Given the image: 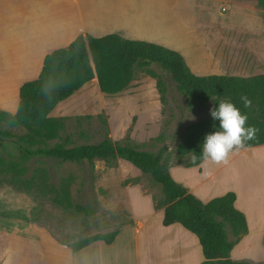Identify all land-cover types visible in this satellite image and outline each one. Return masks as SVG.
Returning a JSON list of instances; mask_svg holds the SVG:
<instances>
[{"label": "rangeland", "instance_id": "1", "mask_svg": "<svg viewBox=\"0 0 264 264\" xmlns=\"http://www.w3.org/2000/svg\"><path fill=\"white\" fill-rule=\"evenodd\" d=\"M54 1L64 5L66 41L83 29L78 8L92 28L116 26L101 34L116 32L127 37L131 34L129 32H138L151 34L168 43L174 40L163 19H151L150 14L143 10L131 16L127 5L120 0H98L92 8L85 7L94 5V0ZM175 1L178 5L174 10L181 16L212 18L210 27L216 32L219 41L217 48L219 52L233 56V69H237L235 58L241 53L264 52V24L261 23L264 21V8L258 5V0H214L213 3H205L206 0ZM257 16L262 20L256 21ZM188 27L198 29V33L203 34L199 32L201 25ZM188 32L191 36L192 30L188 29ZM208 35L209 31L204 30L203 40L208 41ZM167 83L169 95L166 102L161 99L156 78L140 70L130 86L116 94L102 92L98 82L83 85L54 109V117L65 118V129L61 132V139L49 144L63 143L66 135L71 136L72 144L109 139L149 151H157L166 144L170 152L171 173L174 167H189L187 164L192 161V155L179 157L177 147L185 139L188 125L210 117V103L188 101L176 91L175 83L170 78ZM0 129L17 135L26 133L22 125L4 121L0 122ZM261 145L233 149L227 163L204 160L198 166L200 173L193 176L194 183H190L193 187L182 184L190 192L200 194L194 193L204 200L208 196L206 185L215 182L223 172L226 173L230 165L222 188L232 184L240 194L247 193L252 199L259 198L264 192V145ZM0 165L6 170L0 175V264H43L56 257L57 248L46 242L47 237L41 234L42 229L71 248L73 244L98 232L121 231L133 225L134 218L128 205L131 185H138L144 194L150 195L154 206L165 199L162 186L150 174L119 157L110 160L95 158L94 177H89L79 162L26 157L14 142L5 141L0 146ZM65 185H68L74 206H67V199L63 195L62 202L55 200L54 187L62 190ZM247 200L242 195V202ZM139 205L137 203V208L144 214L145 208ZM155 209L157 220L160 208ZM225 229L229 238L234 239L227 224ZM130 230H123L120 241L130 237ZM174 231L166 233L182 236L181 232H177L181 230ZM241 240L235 246L234 258L248 264H264V227L255 230L248 241L240 243ZM167 241H171L169 247L173 253L183 249L168 236ZM120 248L117 249L121 251ZM124 249L127 251V246ZM121 257L126 259L123 255ZM86 258L85 264L103 262H92Z\"/></svg>", "mask_w": 264, "mask_h": 264}, {"label": "trees", "instance_id": "2", "mask_svg": "<svg viewBox=\"0 0 264 264\" xmlns=\"http://www.w3.org/2000/svg\"><path fill=\"white\" fill-rule=\"evenodd\" d=\"M258 5L264 8V0H258ZM139 70L156 78L163 102L169 95L168 78L175 83L176 91L188 101L209 102L210 109L217 108L221 100L233 102L242 114L247 115V125L258 129L255 139L245 141L244 147L264 144V74L197 75L179 51L113 32L102 36L81 33L68 46L45 56L40 75L21 85L17 111L0 110V122L22 125L26 133L17 135L0 129V146L5 141H12L26 157L79 162L89 177H94L95 158L125 159L150 174L162 186L165 199L157 202L155 207L164 208L163 224L180 223L198 237L205 257L202 264H248L231 256L235 245L249 231L246 214L235 205L236 192L229 190L207 201L190 192L173 177L166 144L157 151L109 139L72 144L70 135L63 138V143L49 144L61 139V132L65 129V118L50 115L55 107L83 85L93 82H98L104 93H119L130 86ZM242 95L252 101L251 108L243 106ZM219 124V120L210 115L206 120L188 125L187 135L177 147L179 157L192 155V161L187 166L199 165L204 160L201 152L204 138L211 132L219 131ZM5 172L0 165V175ZM54 192L57 202L63 201V195L67 199L66 205L74 206L68 185L62 190L54 187ZM226 224L231 228L234 239L229 238ZM117 234L118 230L98 232L71 248L76 252L97 240L112 243Z\"/></svg>", "mask_w": 264, "mask_h": 264}, {"label": "crops", "instance_id": "3", "mask_svg": "<svg viewBox=\"0 0 264 264\" xmlns=\"http://www.w3.org/2000/svg\"><path fill=\"white\" fill-rule=\"evenodd\" d=\"M109 1L115 2V0ZM120 1L127 5L131 16L143 10L146 14H150L151 19H163L171 38L175 41L168 43L153 37L151 34L138 32H129L131 34L126 38L155 42L179 51L195 74L238 76L264 74V52L241 53L235 58L237 69H233V56L229 53L219 52V48H217L219 41L216 39L214 28L210 27L213 24L212 18L197 19L188 17V15L181 16L180 13L174 10L178 5L175 0ZM209 1L210 3L215 2L214 0H206L205 3ZM97 2L98 0H94V5L85 8H92L97 5ZM132 3H135V6H132ZM78 10L83 20V29L66 41L63 17L64 5L61 2L54 0H0V110L11 113L17 111L21 85L26 81L36 79L40 75L44 58L49 52L68 46L83 32L102 36L108 34H101L106 29L116 27L106 25L101 28H92L87 24L80 8ZM161 13L163 14L161 15ZM257 17L256 21L262 20L260 16ZM261 23L264 24V21ZM194 25L202 26L201 31H199L203 33L202 35L198 33V29L188 27ZM185 29H187V32ZM188 29L192 30L191 36ZM204 30L210 33L208 41L203 40ZM201 41L202 43H200ZM54 109L50 113L52 116ZM198 166L174 167L172 168L174 169L172 175L177 181L193 187L190 183H194L193 176L200 173ZM229 167L230 165L227 167L226 173L223 172L215 182L206 185L208 196L204 198V201L222 195L229 190L236 192L235 205L244 211L248 220L249 231L240 242L244 243L251 238L255 230H261L264 227V204L262 203L264 192L263 197L252 199L247 193L240 194L238 188L234 187L235 185L231 184L222 188L224 185L222 181H226L225 177L227 178ZM130 190L132 194L128 198V205L131 206L130 212L134 218V223L124 228L131 229L130 237L127 240L120 241L124 230L122 229L121 231L118 230V234L112 243L97 240L74 252L69 245L60 243L50 236L47 230L42 229L41 234L47 237L46 242L52 243V246L57 248L58 253L52 260H48L43 264H81L80 259L82 264H85L86 257L92 262L103 261L100 264H202L205 257L198 237L180 223L164 225V208L159 209L158 219L155 220L154 215L156 214L154 213L156 209L152 197L144 194L138 185H131ZM242 195H245L249 201L242 202ZM137 203L140 204L139 207L143 206L145 208L144 214L137 208ZM169 230H172V232L181 230L177 232H181L182 236L173 235V233L167 235L166 232ZM167 236L174 240V244L182 246L183 249L178 253L174 252V254L171 247H169L171 241H167ZM186 237L187 239H185ZM119 246H121V251L117 249ZM124 246H127V251L126 249L123 250ZM234 253L235 247L231 252L233 258ZM120 254L125 256L126 259L124 260Z\"/></svg>", "mask_w": 264, "mask_h": 264}, {"label": "clouds", "instance_id": "4", "mask_svg": "<svg viewBox=\"0 0 264 264\" xmlns=\"http://www.w3.org/2000/svg\"><path fill=\"white\" fill-rule=\"evenodd\" d=\"M245 108H251L252 101L247 96H241ZM214 119H218L219 131L207 134L201 149L205 161L217 164L227 163L229 153L243 147L247 140L255 139L258 129L247 125L248 117L231 101L221 100L217 108L210 109ZM194 118V117H193Z\"/></svg>", "mask_w": 264, "mask_h": 264}]
</instances>
